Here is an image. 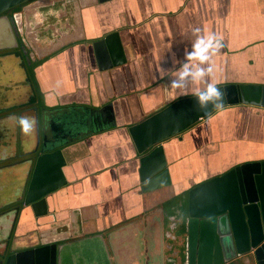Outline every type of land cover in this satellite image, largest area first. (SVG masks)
<instances>
[{
	"label": "crops",
	"instance_id": "1",
	"mask_svg": "<svg viewBox=\"0 0 264 264\" xmlns=\"http://www.w3.org/2000/svg\"><path fill=\"white\" fill-rule=\"evenodd\" d=\"M6 14L0 17V86L21 100L27 111L15 113L29 114L37 129L31 148L15 157L14 140L23 148L29 134L21 133L16 116L0 118L6 239L15 233L20 248L83 239L91 248L96 244L107 264H183L188 189L236 164L264 160V108L225 106L165 139L171 184L152 191L140 189L139 154L127 127L202 87L189 84L183 95L167 88L174 75L169 53L183 57L193 27L222 38L213 57L217 85L264 83V0H28ZM112 31L124 61L106 67L108 47L98 49V62L93 43ZM27 87L30 101L24 102ZM4 101L0 113L19 106ZM107 103L114 125L90 132L92 124L79 113ZM51 122L64 137L65 130L87 133L62 147L67 182L47 196L48 212L36 216L23 207L16 221L13 212L3 214L20 198L29 179L27 159L42 141L43 123L46 130Z\"/></svg>",
	"mask_w": 264,
	"mask_h": 264
},
{
	"label": "water",
	"instance_id": "2",
	"mask_svg": "<svg viewBox=\"0 0 264 264\" xmlns=\"http://www.w3.org/2000/svg\"><path fill=\"white\" fill-rule=\"evenodd\" d=\"M26 1L0 0V16L7 18L6 13ZM104 45L108 47L111 59L104 66L111 67L124 61L117 31L109 32L93 43L98 62H101L98 49ZM103 65L99 63V68ZM217 86L226 93L223 107L246 104L264 108V83L226 82ZM215 111L211 106L201 109L194 94L185 95L127 127L139 154L138 177L142 191L171 184L162 142ZM79 115L85 125L92 124L87 125L90 132L114 125L111 103L99 108L84 107V112ZM55 124L49 123L44 130L43 123L41 144H34L33 155L27 159L29 179L20 199L21 205L30 208L36 216L48 212L47 196L67 182L63 172L66 163L63 145L87 133L75 131L68 135L65 130L67 136L64 137ZM184 228L186 253L183 264H223L242 256L251 258L253 264H264V160L236 164L190 187ZM60 246L52 241L13 250L0 256V264H56Z\"/></svg>",
	"mask_w": 264,
	"mask_h": 264
},
{
	"label": "clouds",
	"instance_id": "3",
	"mask_svg": "<svg viewBox=\"0 0 264 264\" xmlns=\"http://www.w3.org/2000/svg\"><path fill=\"white\" fill-rule=\"evenodd\" d=\"M192 40L190 47L183 52V57H178L175 52L169 53L173 65L174 75L168 80L167 88L170 92L186 94L189 84L200 83L195 95L197 105L201 109L211 106L213 110L222 109L226 93L217 86L212 79L214 71L213 57L223 47L222 38L213 32L202 33L201 28L191 29ZM16 122L21 133H32L35 120L28 115L16 117Z\"/></svg>",
	"mask_w": 264,
	"mask_h": 264
},
{
	"label": "flooded vegetation",
	"instance_id": "4",
	"mask_svg": "<svg viewBox=\"0 0 264 264\" xmlns=\"http://www.w3.org/2000/svg\"><path fill=\"white\" fill-rule=\"evenodd\" d=\"M13 9H11V10H13ZM0 17H2V16H0ZM8 97L10 99V96H8ZM6 99H5V101L10 102L11 104H17L18 102H19V104L22 103L21 100L18 101L17 98L14 99L15 101H13V102L11 101L12 98L10 101L6 100ZM6 102L4 103L5 106L11 105V104H6ZM14 179L15 180L17 179L16 176L14 177ZM195 184H197V183H195ZM14 205H15V207L13 210H10V212L6 211L7 213H4L3 215H5V214L10 215V213L13 212L14 218L17 221V218L21 214V211H22L24 206L21 205V199L20 198H18L16 200ZM1 212L3 213L5 211L1 210ZM1 212H0V214H1ZM4 224H5L4 220L2 221V219H0V229L3 228V230H4ZM12 239H13L12 241H9V239H5V240H3V238L0 239V256L6 255L13 250L24 249V248H20V244H21L20 242H22V241L20 238L18 239L15 237V233H14V236L12 237ZM82 240L71 241L68 244H66L64 247H63V245L60 246L56 264H107V260L105 259V257L103 255H101L102 251H100L98 248L95 250L96 244H93L95 246L93 248H91L92 245H91V247H89L88 243L85 240H83V241ZM29 247H31V246H29ZM25 248H28V247H25ZM223 264H253V262H252L251 258H247L245 256H242V257H236V258L229 260Z\"/></svg>",
	"mask_w": 264,
	"mask_h": 264
},
{
	"label": "rangeland",
	"instance_id": "5",
	"mask_svg": "<svg viewBox=\"0 0 264 264\" xmlns=\"http://www.w3.org/2000/svg\"><path fill=\"white\" fill-rule=\"evenodd\" d=\"M7 45V44H6ZM21 85V87L22 88H24L23 86H25L24 84H20ZM17 87L18 86H15V88L17 89ZM27 89V91H25V95H24V102H28V101H30V97L29 98H27L28 97V95H29V93H30V90H29V88L27 87L26 88ZM8 96H10V99H9V97ZM7 98V100H11V98H12V102L14 101V99H16V98H18L17 96H12V94H9L8 93V89H5V87H1L0 86V103L3 101V100H5ZM30 103H33V101H31ZM29 103V104H30ZM9 104H11V103H9ZM14 105H16V104H14ZM17 105H19V106H17V107H13V108H11V107H9L10 109H8L9 111H6V112H4V113H0V118L2 117V116H16V117H18V116H20V114H16L15 112L18 110V109H20V111L21 110H24V111H27V109H25V106L23 107H20L21 106V104H17ZM30 105H32V104H30ZM20 107V108H19ZM28 107H32V106H28ZM24 115H28L29 116V114H24ZM0 120H3V119H0ZM6 121V120H5ZM17 123V122H16ZM35 131H37V129L36 130H33L32 131V133H30L29 134V138L25 141V146L22 148V144L21 145H16V144H18V139L16 140H14V147H15V150H16V152H18L17 153V155H15V157L16 156H18L19 158L21 157L20 155H21V153H20V151H22V150H25L26 148H31V144H32V140H33V138H34V132ZM18 131H15L14 132V136L16 137V138H18ZM16 152H15V154H16ZM12 158V157H11ZM14 158V157H13ZM17 161V159H14V162H16ZM14 177V176H13ZM17 180H15V185H17V182H16ZM10 184V183H9ZM19 184H20V182H19ZM14 191L16 192L15 194L17 195L18 193H19V186H17L16 187V189H14ZM1 212V211H0ZM4 229H5V227H4ZM6 231L5 230H3V228L2 229H0V239H2L3 238V240L4 239H6V237L5 236H7L6 234Z\"/></svg>",
	"mask_w": 264,
	"mask_h": 264
}]
</instances>
